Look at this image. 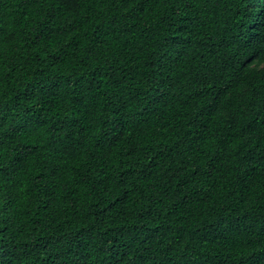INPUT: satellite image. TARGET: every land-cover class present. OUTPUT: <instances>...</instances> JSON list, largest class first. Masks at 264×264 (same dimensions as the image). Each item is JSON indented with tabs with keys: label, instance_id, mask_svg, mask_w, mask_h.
I'll use <instances>...</instances> for the list:
<instances>
[{
	"label": "trees",
	"instance_id": "16d2710c",
	"mask_svg": "<svg viewBox=\"0 0 264 264\" xmlns=\"http://www.w3.org/2000/svg\"><path fill=\"white\" fill-rule=\"evenodd\" d=\"M0 264H264V0H0Z\"/></svg>",
	"mask_w": 264,
	"mask_h": 264
}]
</instances>
